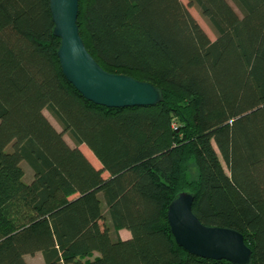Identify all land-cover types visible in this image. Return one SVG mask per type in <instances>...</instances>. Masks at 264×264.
Wrapping results in <instances>:
<instances>
[{
	"label": "trees",
	"instance_id": "obj_1",
	"mask_svg": "<svg viewBox=\"0 0 264 264\" xmlns=\"http://www.w3.org/2000/svg\"><path fill=\"white\" fill-rule=\"evenodd\" d=\"M232 1L240 14L227 0H78L94 60L163 93L114 108L63 76L49 0H0V264L38 252V264H231L176 244L167 208L182 191L201 223L237 230L264 264V0Z\"/></svg>",
	"mask_w": 264,
	"mask_h": 264
},
{
	"label": "water",
	"instance_id": "obj_2",
	"mask_svg": "<svg viewBox=\"0 0 264 264\" xmlns=\"http://www.w3.org/2000/svg\"><path fill=\"white\" fill-rule=\"evenodd\" d=\"M57 57L65 79L86 100L105 107L154 106L163 100L159 87L126 74L104 70L91 56L77 25L78 0H49ZM194 195L176 194L167 208V221L178 246L195 256L252 264L251 249L235 229L204 225L192 211Z\"/></svg>",
	"mask_w": 264,
	"mask_h": 264
},
{
	"label": "rangeland",
	"instance_id": "obj_3",
	"mask_svg": "<svg viewBox=\"0 0 264 264\" xmlns=\"http://www.w3.org/2000/svg\"><path fill=\"white\" fill-rule=\"evenodd\" d=\"M185 5L188 4V0H181ZM230 5L234 8V10L240 14V11L238 10V8L236 7V5L234 4V2L232 0H227ZM188 10L190 11V13L194 16V18L197 20V22L200 24V26L204 29V31L207 33V35L209 36V38L211 40L215 39V33L214 31L211 29L208 21L205 19V17L202 16L200 10L196 7V6H188ZM44 114L47 116V118L50 120V122L52 123V125L58 130L61 131V127L58 124V122L51 116V114L47 111L44 110L43 111ZM64 139L66 140V142L71 145L74 146V142L73 140L69 137V135L67 133H64L63 135ZM79 148L82 150V152L84 154H88V151L91 153V151L83 144L79 145ZM91 155L93 156V154L91 153ZM88 157L89 154L87 155ZM94 157V156H93ZM94 159H96L94 157ZM96 161L98 162V160L96 159ZM99 164V162H98ZM21 165L24 169V176H23V180L27 181L29 176L32 178L33 172L32 169L30 168V166L25 162L22 161ZM100 165V164H99ZM223 166L225 167V164L223 163ZM226 168V167H225ZM187 174H188V178L190 179H195L197 177V168L194 164V162H190L187 166ZM106 176V175H105ZM25 259L29 264H38L40 262H42V258H41V254L35 253L33 255H25Z\"/></svg>",
	"mask_w": 264,
	"mask_h": 264
},
{
	"label": "crops",
	"instance_id": "obj_4",
	"mask_svg": "<svg viewBox=\"0 0 264 264\" xmlns=\"http://www.w3.org/2000/svg\"><path fill=\"white\" fill-rule=\"evenodd\" d=\"M84 145V144H83ZM92 153V152H91ZM91 153L88 151V154H89V156L90 157H88L87 155L88 154H85L86 156H87V158L90 160V162L94 165V166H96V167H99L100 165L98 164V162L96 161V159H94V157L91 155ZM31 179V177L29 176V178H28V180L27 181H29ZM104 210H105V208H104ZM117 235L121 238V239H126V238H129L130 237V232L127 230V229H125V228H121V229H119L118 231H117Z\"/></svg>",
	"mask_w": 264,
	"mask_h": 264
}]
</instances>
